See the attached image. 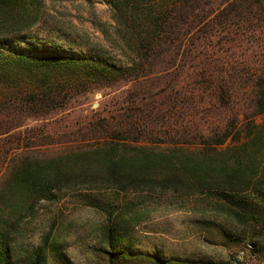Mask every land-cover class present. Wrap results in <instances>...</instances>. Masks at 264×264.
<instances>
[{
  "label": "trees",
  "instance_id": "1",
  "mask_svg": "<svg viewBox=\"0 0 264 264\" xmlns=\"http://www.w3.org/2000/svg\"><path fill=\"white\" fill-rule=\"evenodd\" d=\"M107 4L114 24L103 33L116 58L99 49L0 53V264H71L49 232L34 247L19 237L42 203L75 191L115 194L83 201L105 216L100 242L112 264L139 261L114 248L144 218L143 198L158 192L199 196L234 221L236 242L256 248L264 238V0ZM41 6L0 0V46L23 40ZM118 86L127 89L116 108L83 126L50 135L28 126ZM97 139L95 147L25 155Z\"/></svg>",
  "mask_w": 264,
  "mask_h": 264
},
{
  "label": "rangeland",
  "instance_id": "2",
  "mask_svg": "<svg viewBox=\"0 0 264 264\" xmlns=\"http://www.w3.org/2000/svg\"><path fill=\"white\" fill-rule=\"evenodd\" d=\"M108 1L90 0L87 3L85 0H42L38 24L23 40L1 45L0 53L38 54L55 51L87 56L88 49H99L103 57L116 58L115 52L111 51L112 41L109 42V37L103 33V30H107V34H111L114 24ZM126 89L127 86H118L87 99L82 98L78 104L62 112L30 120L28 126L46 135L71 131L85 125L94 115H105L113 111ZM261 119L256 117L258 122ZM100 143L102 141L98 139L51 143L32 147L25 151V155L54 156L79 147H95ZM232 143L228 141L223 146ZM115 197L110 191H75L67 192L53 203H42L35 215L27 221L19 240L24 245L34 247L49 232L54 239L53 246L61 250L71 264H112L108 257L111 252L100 242V228L105 216L85 206L83 201L107 203ZM139 197L141 199L143 195ZM198 197L168 191L158 192L152 198H143L138 208L146 213L144 218L122 238L114 252L120 255L128 252L139 257L135 264H264V238L254 249L247 240L236 242L234 221L210 211ZM124 198L134 196H120L118 201ZM234 256L238 258L233 262ZM149 257L161 259L163 263L155 260L150 262L147 260ZM49 264H56V261L50 258Z\"/></svg>",
  "mask_w": 264,
  "mask_h": 264
}]
</instances>
